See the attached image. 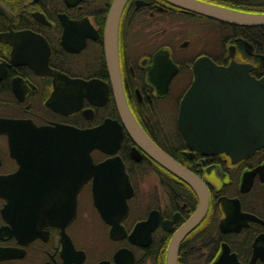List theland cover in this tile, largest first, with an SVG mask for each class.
Returning a JSON list of instances; mask_svg holds the SVG:
<instances>
[{
    "label": "flooded vegetation",
    "instance_id": "af4514ba",
    "mask_svg": "<svg viewBox=\"0 0 264 264\" xmlns=\"http://www.w3.org/2000/svg\"><path fill=\"white\" fill-rule=\"evenodd\" d=\"M114 1L0 0V121H11L0 126V187L7 181L9 192V199L0 195V264H168L174 243L176 264H264V147L235 159L191 148L180 129L181 102L201 58L264 79V25H230L165 0H129L114 78L107 56ZM198 1L264 15V0ZM176 19L185 27L177 30ZM74 79L93 81V95ZM248 83L239 74L217 79L199 106L189 105L186 131L227 135L234 127L249 141L255 88ZM124 100L143 131L208 188L209 209L180 240L199 212L197 194L134 141L119 111ZM108 120L123 134L117 153L135 191L129 210H99L94 176L74 208L79 152L60 128ZM90 156L95 164L112 157L96 149Z\"/></svg>",
    "mask_w": 264,
    "mask_h": 264
},
{
    "label": "water",
    "instance_id": "95a60500",
    "mask_svg": "<svg viewBox=\"0 0 264 264\" xmlns=\"http://www.w3.org/2000/svg\"><path fill=\"white\" fill-rule=\"evenodd\" d=\"M129 0H115L112 4L111 11L108 17L107 25V56L110 63L111 72L113 77H119L120 68H119V57H118V25L123 12L125 5ZM174 6L183 9L185 11L195 12L204 16H207L212 19H216L222 22L242 25V26H260L264 25V15H250L239 13L227 8L219 7L213 4L201 2L198 0H165ZM160 61L158 60V64ZM195 79L194 85L190 92H188L182 102L180 107V129L183 136L186 138L187 142L190 145L198 146L200 140H196V136L200 134L189 133L186 131L185 127V116L188 111L189 105L199 106L201 95L207 87H216L217 79L222 76H236L239 74L240 79H248L249 83L246 86L249 89L255 88L254 100H255V132L249 133L252 141L249 142V148L247 152L249 154L254 153L261 145L264 143V79L257 80L250 76L246 77L244 73L238 70L235 67H230L229 69H223L214 63L210 58L203 57L194 64ZM76 84L79 86L81 92L86 96L93 95L94 82L93 81H84L78 80ZM80 92V93H81ZM81 93V101L84 96ZM253 101V93H252ZM119 111L122 115L124 122H126L128 131L134 141L138 144L145 143V150L151 151L159 163H161L167 170H171L174 175L180 179L190 183L195 191L200 196V206H199V215L205 213L208 207L207 199V190L205 186L197 180V178L192 177L187 171L185 172L176 160L167 155L159 147H157L153 141H151L148 136L145 134L143 129L139 126L135 118L133 117L130 109L128 108L126 101L118 102ZM11 121L3 122L0 121V126L10 125ZM62 131V140L65 144L70 146V149L79 152V182L75 183L73 190V195L69 200L73 202V206L77 204V196L83 185L86 183L87 179L91 176L95 177V188H94V198L95 204L99 210H129L128 200L134 195L133 188L130 184L129 177L126 173L125 166L120 157L115 156L114 163L103 162L100 164H95L90 156V152L95 149H100L102 151L109 150L110 153H114V150H118L123 138L122 130L118 127L117 123L110 122L109 120L103 123L100 126H97L93 129L79 130L76 128H71L68 126H63L60 128ZM54 130V129H50ZM252 131V130H251ZM41 132V130H40ZM42 133V132H41ZM46 134V133H44ZM248 135V133H245ZM240 133V136H247ZM201 135L199 136V138ZM254 138V141H253ZM217 139L216 136L210 139L208 142H201L202 146L199 147V150L211 151V152H220L226 151L229 154H233V149L231 147L234 145L231 142L222 141L217 139L218 142L214 141ZM141 141V142H140ZM138 144V145H139ZM201 148V149H200ZM112 149L113 151L111 152ZM108 152V151H106ZM150 154V153H149ZM150 154V155H151ZM248 154V155H249ZM247 155V154H245ZM112 168H115L112 171ZM79 183V186L78 184ZM108 185L115 186L120 185L117 188L119 193L122 196V200L115 201L112 197L109 196L111 187ZM96 186H101L97 188ZM103 186L109 187L103 189ZM116 187V186H115ZM0 195L9 199L8 192V182L0 187ZM65 200V198H64ZM171 258V257H170ZM173 263L172 259L169 260Z\"/></svg>",
    "mask_w": 264,
    "mask_h": 264
},
{
    "label": "bare ground",
    "instance_id": "6f19581e",
    "mask_svg": "<svg viewBox=\"0 0 264 264\" xmlns=\"http://www.w3.org/2000/svg\"><path fill=\"white\" fill-rule=\"evenodd\" d=\"M228 24H230V23H228ZM230 25H234V24H230ZM240 26H242V25H240ZM118 42L119 41H117V48H118ZM118 57H119V55H118ZM242 71L243 72H246V70H245V68H243L242 69ZM248 76H250L249 75V73H248V75H246V77H248ZM250 77H252V76H250ZM252 78H254V77H252ZM74 82H76V81H78V79H74L73 80ZM126 104H127V102H126ZM202 105V103L200 104V106ZM127 106H128V104H127ZM128 108H129V106H128ZM122 116V115H121ZM255 126H256V122H255ZM234 128V127H233ZM233 128H226L225 129V132L227 133V132H229V133H227V135H225V133H219V132H216V133H209V134H200L201 135V137L199 138V136L197 135L196 136V140H200V144H198V147H201L202 146V143L201 142H204V141H206V142H208L210 139H212V138H214L215 136H216V138L217 139H223V140H225V141H227V142H231L232 144H234L233 145V147H234V149H233V154H232V157L233 158H246L247 156H248V154L249 153H247V152H243V150H245V151H247L248 150V148L250 147L249 146V144L250 143H248V142H245V141H243V139H242V137L240 136V134H238V133H232V132H230V131H232L233 130ZM255 127L254 128H252V131H250V133H254L255 132ZM190 133V132H189ZM146 134V133H145ZM147 135V134H146ZM183 135V134H182ZM148 136V135H147ZM227 136V137H226ZM184 137V136H183ZM249 137H250V134H249ZM148 138L151 140V141H153L149 136H148ZM185 138V137H184ZM251 138V137H250ZM217 139H214V141H216V142H218V140ZM252 139V138H251ZM251 139H248L249 140V142H251L252 140ZM185 140H186V138H185ZM222 140V141H223ZM122 141V140H121ZM253 141H254V138H253ZM141 142V141H140ZM154 142V141H153ZM139 144V143H138ZM154 144L157 146V147H159L155 142H154ZM120 146H121V144H120ZM139 146H141L143 149H144V147H145V143H142L141 142V144H139ZM191 146V148L193 147H195L194 145H190ZM264 147V143H263V145H261V147H259V149H261V148H263ZM118 148H120V147H118ZM160 148V147H159ZM161 149V148H160ZM195 149H197V148H195ZM96 150H100V149H96ZM111 150V152L113 151L112 149H110ZM145 150V149H144ZM162 151H163V149H161ZM258 150V149H257ZM256 150V151H257ZM100 151H102V150H100ZM106 151H108V152H106ZM106 151H103V152H105L106 154H109V155H112V157H110L109 158V160L107 159L105 162H108V163H114V162H116L115 160H114V157L115 156H117V157H119V155H118V151H119V149L116 151V150H114V153H110L109 152V150L108 149H106ZM146 151V153L148 154V156L156 163V164H158V165H160L161 167H163V168H165L161 163H159L157 160H155V157H154V155L153 154H151L152 152L150 151H148V150H145ZM136 152H137V150H136ZM165 152V151H164ZM210 153H213V152H211V151H209ZM151 155H150V154ZM166 153V152H165ZM255 153V152H254ZM135 155H136V153H134ZM167 154V153H166ZM245 154H247V155H245ZM253 154V153H252ZM167 155H169V154H167ZM249 155H251V154H249ZM170 156V155H169ZM171 157V156H170ZM171 158H173V157H171ZM174 159V158H173ZM175 160V159H174ZM177 161V160H176ZM178 162V161H177ZM179 163V162H178ZM180 165H182V169H184V171L186 172H188L192 177H195V178H197V180L199 181V182H201L204 186H205V188H206V190H207V199H208V207H207V210L209 209V202H210V195H209V191H208V188H207V186H206V184H205V182L197 175V173H195L194 171H192L190 168H188V167H186L185 165H183V164H181V163H179ZM166 169V168H165ZM125 170H126V168H125ZM167 170V169H166ZM169 172H171V174H173L174 175V173L171 171V170H168ZM126 173H127V171H126ZM127 175H128V177H129V174L127 173ZM175 178L178 180V181H180L182 184H186V185H189L194 191H195V189L193 188V186L190 184V183H188V182H186V181H184V180H182V179H180L179 177H177L176 175H175ZM129 180H130V184H131V186H132V188H133V190H134V187H133V184H132V182H131V179H130V177H129ZM109 187H111V190L110 191H108L109 192V196L110 197H112L113 199H115V201H119V200H122V196L120 195V194H122L121 192L119 193V191L117 190V188L118 187H120V185H115V186H111V185H108ZM97 188H98V186H96ZM109 187H105V186H103V189H106V188H109ZM99 188H101V186H99ZM135 191H133V193H134ZM195 193L197 194V198H198V207H197V210L199 209V206H200V196H199V194L195 191ZM134 196V195H133ZM132 196V197H133ZM206 210V211H207ZM206 211H205V213H206ZM205 213H201L200 212V215L201 214H205ZM200 215H199V212L195 215V217L191 220V222H189V223H187V225H185L182 229H181V231L178 233V237H177V239L178 240H180L181 239V234L182 233H186L187 232V230L188 229H192L194 226H195V224H196V222L198 221V219H199V217H200ZM178 249V244L177 243H174V245L172 246V248H171V258L170 259H173L174 261H175V263H174V261H173V263H171L170 261L168 262V264H176V258H173V256H172V254H173V252H174V250H175V254H176V250ZM174 255V254H173Z\"/></svg>",
    "mask_w": 264,
    "mask_h": 264
},
{
    "label": "rangeland",
    "instance_id": "374dc122",
    "mask_svg": "<svg viewBox=\"0 0 264 264\" xmlns=\"http://www.w3.org/2000/svg\"><path fill=\"white\" fill-rule=\"evenodd\" d=\"M180 22V20L179 19H176V29L178 30L179 28H181V27H185L184 25H182V22L181 23H179ZM186 30V28L182 31V33H184V31ZM143 186H144V188H148V187H150V184H142ZM145 194L144 192H141V194Z\"/></svg>",
    "mask_w": 264,
    "mask_h": 264
}]
</instances>
